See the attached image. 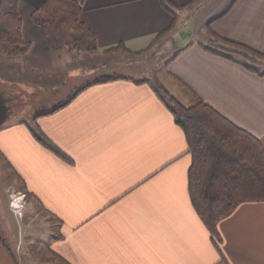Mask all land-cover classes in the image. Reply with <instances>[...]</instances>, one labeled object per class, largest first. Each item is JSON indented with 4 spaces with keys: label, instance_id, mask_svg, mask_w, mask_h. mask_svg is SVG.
Wrapping results in <instances>:
<instances>
[{
    "label": "crops",
    "instance_id": "obj_1",
    "mask_svg": "<svg viewBox=\"0 0 264 264\" xmlns=\"http://www.w3.org/2000/svg\"><path fill=\"white\" fill-rule=\"evenodd\" d=\"M43 1H19L31 51L11 57L0 45L3 71L18 76L26 57L63 51L50 48L31 18ZM78 1L96 34L95 52L121 42L140 50L173 19L161 0ZM231 2L197 0L178 10L180 20L190 15L180 28H192L156 83L186 105L204 99L264 145V61L219 39L264 52V0ZM156 83L132 75L95 83L52 113L33 121L12 114L0 126V264H40L41 247L72 264H264V200L238 203L220 219V238L211 232L189 196L186 134ZM36 126L67 157L37 140ZM13 187L26 194L20 208L9 203Z\"/></svg>",
    "mask_w": 264,
    "mask_h": 264
},
{
    "label": "trees",
    "instance_id": "obj_2",
    "mask_svg": "<svg viewBox=\"0 0 264 264\" xmlns=\"http://www.w3.org/2000/svg\"><path fill=\"white\" fill-rule=\"evenodd\" d=\"M20 0H0V41L4 51L11 57L27 53L31 42L24 37L23 19L19 12ZM190 0L185 4H176L172 0H161L164 8L173 16L170 25L161 30L162 35L178 23L181 9L195 3ZM232 0L229 8L235 3ZM41 6L31 14L33 21L44 30L46 42L53 50L69 47L76 50H96L98 41L93 29L82 20L80 14L84 10L78 0H44ZM211 19L207 27L211 26ZM219 37V36H217ZM227 47H233L250 55L264 58V52L256 50L237 41L220 38ZM129 50L121 42L106 50ZM124 75H107L81 84L61 103L50 109L36 112L35 116L52 113L65 106L76 95L89 85L109 81ZM0 80H2L0 78ZM143 81H147L143 79ZM3 91H10L21 95L27 89L23 82L2 80ZM16 84L20 88H16ZM156 93L164 99L173 111L177 123L184 129L191 153V165L188 170L189 191L194 208L211 232L218 238V223L220 219L230 213L238 203L245 200H264V145L261 139L248 129L238 125L229 117L221 113L216 107L202 98L193 104L186 105L176 98L162 84L153 85ZM28 90V89H27ZM34 136L43 145L61 156L66 153L38 126L31 127ZM0 241L4 242L0 237ZM56 259L67 262L60 254L53 250Z\"/></svg>",
    "mask_w": 264,
    "mask_h": 264
},
{
    "label": "rangeland",
    "instance_id": "obj_3",
    "mask_svg": "<svg viewBox=\"0 0 264 264\" xmlns=\"http://www.w3.org/2000/svg\"><path fill=\"white\" fill-rule=\"evenodd\" d=\"M189 17L190 15L185 13V15H183L184 19L181 17L180 20L178 15V21L180 24H186ZM176 24L174 28L169 29L162 35L157 34L154 36L148 45L140 50H130L129 48V50H125L120 48L118 51L105 52L104 50L103 52H95L96 50L80 51L65 47L62 52H54L51 56L41 54L44 56L36 57L32 54L30 57H26V61L24 62L26 65L24 69H22L24 72L23 74H18V76L15 72H12L10 68H7V66L4 67V71L0 68V78L2 80L18 82L16 79L20 78V80L29 79L28 81H30L26 83L23 82L24 84H28L26 85L28 90H22L21 95L15 96L16 101L11 107L12 114H16L17 118L24 117L29 121H33V116L36 112L50 109L62 101H65L81 84L94 80V78H101L107 75H132V77L135 78H146L153 83L158 82L161 76V70H164L168 58H170L179 46L178 44L181 38L185 37L183 36L185 35V31L189 32V29L192 28L191 24L186 28L183 25L181 27L183 29L181 30L179 23ZM0 45H2L1 41ZM221 46L230 49L235 54L238 53L240 56H245L244 58L264 61V58H260L256 55L247 54L233 47ZM30 51L31 48L27 53L21 55L26 56L30 54ZM2 52L6 54L4 50ZM78 74L80 77H76ZM76 79L80 81L77 84L76 82L73 83ZM2 80H0V88L4 89ZM159 84L160 83H156V86ZM20 87V85L16 84V88ZM1 95L6 96L7 92L0 91V99H2ZM4 105L7 104L4 103ZM11 189L12 190H9L10 200L13 190L16 188L13 187ZM43 236L44 238L41 239L46 240L47 232L42 235V237ZM40 241L38 240V242ZM41 243L42 242L37 243V245ZM48 250L50 249L41 247V249L37 251L39 258L43 259V262H40V264H65L56 259L53 253Z\"/></svg>",
    "mask_w": 264,
    "mask_h": 264
},
{
    "label": "water",
    "instance_id": "obj_4",
    "mask_svg": "<svg viewBox=\"0 0 264 264\" xmlns=\"http://www.w3.org/2000/svg\"><path fill=\"white\" fill-rule=\"evenodd\" d=\"M10 116L8 106L3 104V99H0V126L9 121Z\"/></svg>",
    "mask_w": 264,
    "mask_h": 264
},
{
    "label": "flooded vegetation",
    "instance_id": "obj_5",
    "mask_svg": "<svg viewBox=\"0 0 264 264\" xmlns=\"http://www.w3.org/2000/svg\"><path fill=\"white\" fill-rule=\"evenodd\" d=\"M5 92H7V95L6 96H4V95H1V97H2V99H3V104L4 103H6L7 104V106H9L8 107V109H9V115L11 114L12 115V106L14 105L13 103H15V96H16V94L15 93H13V92H8V91H5ZM6 94V93H5Z\"/></svg>",
    "mask_w": 264,
    "mask_h": 264
},
{
    "label": "built area",
    "instance_id": "obj_6",
    "mask_svg": "<svg viewBox=\"0 0 264 264\" xmlns=\"http://www.w3.org/2000/svg\"><path fill=\"white\" fill-rule=\"evenodd\" d=\"M25 201V193H20L18 195L12 194V198L10 200V205L14 208H20Z\"/></svg>",
    "mask_w": 264,
    "mask_h": 264
}]
</instances>
